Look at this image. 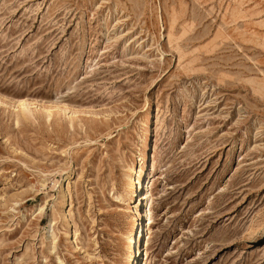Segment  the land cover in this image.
I'll return each mask as SVG.
<instances>
[{
    "label": "rangeland",
    "instance_id": "obj_1",
    "mask_svg": "<svg viewBox=\"0 0 264 264\" xmlns=\"http://www.w3.org/2000/svg\"><path fill=\"white\" fill-rule=\"evenodd\" d=\"M144 141L140 264H264V0H0V264H127Z\"/></svg>",
    "mask_w": 264,
    "mask_h": 264
},
{
    "label": "bare ground",
    "instance_id": "obj_2",
    "mask_svg": "<svg viewBox=\"0 0 264 264\" xmlns=\"http://www.w3.org/2000/svg\"><path fill=\"white\" fill-rule=\"evenodd\" d=\"M23 108H24V111L29 109L26 104L23 105ZM145 146H146V141H144L142 143V146H141L140 159H139L140 160L139 169L138 170L135 169V171L132 170L134 174H132V173L129 174L128 180H127V200L130 201V203H129L130 204V207H129L130 213L128 216L129 225H130V234H129V238H128V244H129L128 249L130 248V252L128 253V263L127 264H140L139 258H137L138 255L136 253V247H137V244H140L139 237H140V234L142 232L140 230H137V229H139V225H138L139 224V218H138V216L141 214V212H140L141 210H140V203L139 204H135V203L138 202L137 201L138 199L142 200L143 197H145V195H143V194H145L144 192H141L140 197H139L138 189H137L138 183L140 184V189L143 185L142 184L143 183L142 177H143V172H144V166L143 165L146 161ZM136 174H138V176H136ZM136 181H137V183H136ZM70 184H71V178L68 177L67 181L62 185V189H61L59 196H58V198L60 200H64V204L67 202L66 201V198L68 195L67 191L71 187ZM135 197H137V200L134 202L133 199ZM63 217L67 218V215L63 214ZM137 237H138V240H137ZM142 246L137 251L138 254L141 252ZM134 256H135V258H134Z\"/></svg>",
    "mask_w": 264,
    "mask_h": 264
}]
</instances>
